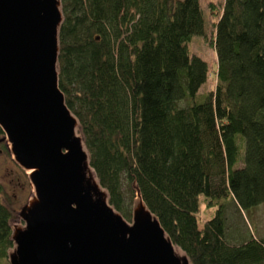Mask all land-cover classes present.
Segmentation results:
<instances>
[{"label": "trees", "instance_id": "1", "mask_svg": "<svg viewBox=\"0 0 264 264\" xmlns=\"http://www.w3.org/2000/svg\"><path fill=\"white\" fill-rule=\"evenodd\" d=\"M60 2L58 86L108 202L130 221L137 186L191 264H264V236H232L221 201L264 212V0ZM195 34L216 55L200 102ZM200 194L217 206L201 224ZM11 217L0 198V264Z\"/></svg>", "mask_w": 264, "mask_h": 264}, {"label": "water", "instance_id": "2", "mask_svg": "<svg viewBox=\"0 0 264 264\" xmlns=\"http://www.w3.org/2000/svg\"><path fill=\"white\" fill-rule=\"evenodd\" d=\"M60 0H0V129L30 193L9 221V264H191L135 186L108 202L58 86Z\"/></svg>", "mask_w": 264, "mask_h": 264}, {"label": "rangeland", "instance_id": "3", "mask_svg": "<svg viewBox=\"0 0 264 264\" xmlns=\"http://www.w3.org/2000/svg\"><path fill=\"white\" fill-rule=\"evenodd\" d=\"M222 0H199L202 7L206 6L208 2L210 3H220ZM204 16L206 18L207 11L204 9ZM187 47L191 53H195L202 57L208 66L209 74L206 81L199 87L195 101H202V94L214 88L215 85V68H216V55L214 48L208 43V39L202 34L192 35L187 43ZM240 138L241 136L238 135ZM30 184L25 175L24 171L16 165V163L11 158L7 147L6 141L1 138L0 140V198L2 202L11 211L13 220L16 217L17 211L20 209L21 205L26 201L30 193ZM134 200V199H133ZM221 201L226 205L225 207V217L228 229L230 227V233L232 236L246 237L248 234L254 233L256 236H264V212L263 205L259 204L252 207L249 210H238L236 204L232 199H224ZM216 203L213 205H208L205 197L199 195V211L197 212V217L199 224L203 220L210 218L214 215L216 209ZM131 216V212H130ZM7 259V257H6ZM8 262V260H7ZM1 264H5L2 262ZM9 264V263H8Z\"/></svg>", "mask_w": 264, "mask_h": 264}]
</instances>
